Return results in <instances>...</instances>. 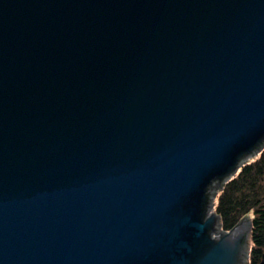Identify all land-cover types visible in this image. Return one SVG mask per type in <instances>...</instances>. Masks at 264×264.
I'll return each instance as SVG.
<instances>
[{
  "label": "water",
  "instance_id": "95a60500",
  "mask_svg": "<svg viewBox=\"0 0 264 264\" xmlns=\"http://www.w3.org/2000/svg\"><path fill=\"white\" fill-rule=\"evenodd\" d=\"M263 146L264 0H0V264H247Z\"/></svg>",
  "mask_w": 264,
  "mask_h": 264
},
{
  "label": "trees",
  "instance_id": "16d2710c",
  "mask_svg": "<svg viewBox=\"0 0 264 264\" xmlns=\"http://www.w3.org/2000/svg\"><path fill=\"white\" fill-rule=\"evenodd\" d=\"M212 210L223 231L249 221L247 264H264V149L221 185Z\"/></svg>",
  "mask_w": 264,
  "mask_h": 264
},
{
  "label": "rangeland",
  "instance_id": "374dc122",
  "mask_svg": "<svg viewBox=\"0 0 264 264\" xmlns=\"http://www.w3.org/2000/svg\"><path fill=\"white\" fill-rule=\"evenodd\" d=\"M262 149H264V146H263ZM255 155H256V154H255ZM255 155H253V156L247 158L244 162H246V161L252 159ZM219 189H220V184H218L217 187H214L213 192L210 193V194H212V198H213V200H214V198H215V196H216V194H217V192H218ZM211 210H212V209H211ZM212 211H213V210H212ZM247 243H248V242H247ZM248 250H249V249H248ZM247 253H248V252H247ZM247 260H248V256H247Z\"/></svg>",
  "mask_w": 264,
  "mask_h": 264
}]
</instances>
